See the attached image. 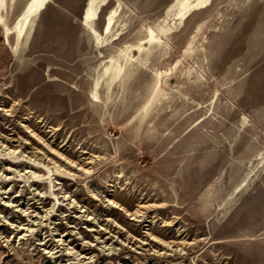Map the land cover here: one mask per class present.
<instances>
[{"label": "rangeland", "instance_id": "374dc122", "mask_svg": "<svg viewBox=\"0 0 264 264\" xmlns=\"http://www.w3.org/2000/svg\"><path fill=\"white\" fill-rule=\"evenodd\" d=\"M29 1L0 26V264H264V0H47L17 41Z\"/></svg>", "mask_w": 264, "mask_h": 264}, {"label": "bare ground", "instance_id": "6f19581e", "mask_svg": "<svg viewBox=\"0 0 264 264\" xmlns=\"http://www.w3.org/2000/svg\"><path fill=\"white\" fill-rule=\"evenodd\" d=\"M102 0H88L87 10L85 14V25L88 26L89 23L94 20L97 16V11L99 8V5ZM210 0H173L174 7L178 8L180 11L181 18L186 16L190 11H194L200 8L205 7ZM47 0H30L27 4L26 9L22 14L15 20V22L12 25V29L14 30L17 41L28 38L35 20L38 16V13L41 9L44 8L46 5ZM7 0H0V26L3 27V29L11 30L6 25V20L3 16V12L6 6ZM105 4V3H104ZM119 11L118 8L112 9L107 17L106 20V31L105 34H110L112 31V27L115 23V17ZM109 71H111L112 76L114 78H118V76L121 74L122 68H120L118 65L111 62L110 68H108ZM110 79V78H109Z\"/></svg>", "mask_w": 264, "mask_h": 264}]
</instances>
